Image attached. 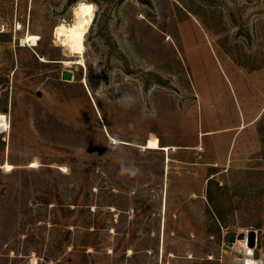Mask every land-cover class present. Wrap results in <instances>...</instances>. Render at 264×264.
Wrapping results in <instances>:
<instances>
[{
	"label": "rangeland",
	"instance_id": "obj_1",
	"mask_svg": "<svg viewBox=\"0 0 264 264\" xmlns=\"http://www.w3.org/2000/svg\"><path fill=\"white\" fill-rule=\"evenodd\" d=\"M79 1L86 67L54 38ZM2 24L0 264H231L247 231L264 249V0H0Z\"/></svg>",
	"mask_w": 264,
	"mask_h": 264
},
{
	"label": "bare ground",
	"instance_id": "obj_2",
	"mask_svg": "<svg viewBox=\"0 0 264 264\" xmlns=\"http://www.w3.org/2000/svg\"><path fill=\"white\" fill-rule=\"evenodd\" d=\"M81 5H90L91 14L88 15L81 8ZM95 6L90 2L79 1L73 8L74 21L70 24L60 23L54 30V38L68 51L69 55L76 56V63L80 66L86 67L84 60L85 51V37L94 21ZM21 25L17 26V30H20ZM35 38V39H33ZM40 37L37 34H31L28 32L20 38V46L36 47L39 44ZM64 50V49H63ZM45 60V58L43 59ZM114 143H120L121 140L113 138L109 135ZM164 150L167 147H162ZM38 165L37 162H33V166ZM8 170L12 169V165H6ZM65 169V168H63Z\"/></svg>",
	"mask_w": 264,
	"mask_h": 264
},
{
	"label": "built area",
	"instance_id": "obj_3",
	"mask_svg": "<svg viewBox=\"0 0 264 264\" xmlns=\"http://www.w3.org/2000/svg\"><path fill=\"white\" fill-rule=\"evenodd\" d=\"M5 24L1 25L0 33L5 31ZM17 30V27L15 29ZM0 69V81H2ZM11 130V115L0 113V136L8 135ZM233 254L231 264H264V249L260 247L258 231H247L237 236L230 245H227ZM258 252V255L256 253Z\"/></svg>",
	"mask_w": 264,
	"mask_h": 264
},
{
	"label": "clouds",
	"instance_id": "obj_4",
	"mask_svg": "<svg viewBox=\"0 0 264 264\" xmlns=\"http://www.w3.org/2000/svg\"><path fill=\"white\" fill-rule=\"evenodd\" d=\"M121 100L123 104L130 105L135 101V97L131 95H124L123 97H121ZM138 174H139V169L136 168L134 165L125 164L123 162L121 163L118 175L122 177L127 176L129 178H132L137 176Z\"/></svg>",
	"mask_w": 264,
	"mask_h": 264
},
{
	"label": "water",
	"instance_id": "obj_5",
	"mask_svg": "<svg viewBox=\"0 0 264 264\" xmlns=\"http://www.w3.org/2000/svg\"><path fill=\"white\" fill-rule=\"evenodd\" d=\"M62 78L66 81H73V73L70 70L63 71ZM143 146L144 145H142V146L137 145V147L144 149Z\"/></svg>",
	"mask_w": 264,
	"mask_h": 264
},
{
	"label": "snow or ice",
	"instance_id": "obj_6",
	"mask_svg": "<svg viewBox=\"0 0 264 264\" xmlns=\"http://www.w3.org/2000/svg\"><path fill=\"white\" fill-rule=\"evenodd\" d=\"M81 8L85 11L86 14H91V6L90 5H81ZM35 39V38H33Z\"/></svg>",
	"mask_w": 264,
	"mask_h": 264
},
{
	"label": "trees",
	"instance_id": "obj_7",
	"mask_svg": "<svg viewBox=\"0 0 264 264\" xmlns=\"http://www.w3.org/2000/svg\"><path fill=\"white\" fill-rule=\"evenodd\" d=\"M244 128V127H243ZM160 143H161V141H160ZM162 145V144H161ZM162 146H164V145H162Z\"/></svg>",
	"mask_w": 264,
	"mask_h": 264
},
{
	"label": "crops",
	"instance_id": "obj_8",
	"mask_svg": "<svg viewBox=\"0 0 264 264\" xmlns=\"http://www.w3.org/2000/svg\"><path fill=\"white\" fill-rule=\"evenodd\" d=\"M251 121H252V120H251ZM251 121H250V122H251Z\"/></svg>",
	"mask_w": 264,
	"mask_h": 264
}]
</instances>
